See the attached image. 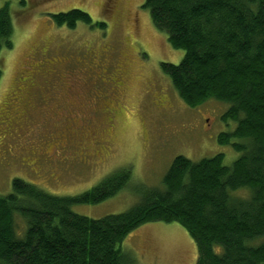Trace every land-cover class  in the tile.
Segmentation results:
<instances>
[{"label":"rangeland","instance_id":"1","mask_svg":"<svg viewBox=\"0 0 264 264\" xmlns=\"http://www.w3.org/2000/svg\"><path fill=\"white\" fill-rule=\"evenodd\" d=\"M144 2L0 0L13 30L12 48L0 51V196L12 191L15 178L55 196H75L130 168L129 186L113 197L71 207L99 219L136 203V186L162 189L178 155L197 162L222 154L226 166L240 156L217 141L235 127L222 120L228 105L209 100L191 108L173 89L161 63L177 65L184 52L153 26ZM72 9L92 23L69 29L50 18ZM51 90L83 96L78 108L64 106L71 123L63 129L56 128L54 103L42 107L41 96ZM26 101L28 118L16 125ZM36 123L47 133L35 137L42 133ZM68 129L75 144L61 147ZM17 225L23 229L20 219ZM120 247L122 264H195L197 258L194 241L177 223L144 224Z\"/></svg>","mask_w":264,"mask_h":264},{"label":"trees","instance_id":"2","mask_svg":"<svg viewBox=\"0 0 264 264\" xmlns=\"http://www.w3.org/2000/svg\"><path fill=\"white\" fill-rule=\"evenodd\" d=\"M6 7L0 51L12 48ZM143 7L171 47L184 52L177 65L161 63L173 89L191 108L226 103L222 120L235 127L217 141L240 156L226 166L222 154L197 162L178 155L162 189L136 186V203L99 219L71 207L113 197L129 186L130 168L75 196L15 178L12 191L0 196V264H122V241L152 222L183 227L196 245L195 264H264V0H145ZM50 18L69 29L92 23L78 9Z\"/></svg>","mask_w":264,"mask_h":264},{"label":"flooded vegetation","instance_id":"3","mask_svg":"<svg viewBox=\"0 0 264 264\" xmlns=\"http://www.w3.org/2000/svg\"><path fill=\"white\" fill-rule=\"evenodd\" d=\"M83 98V96H76V95H72L69 97L67 96V94H64V92H57L55 90H51L50 93L48 95H42L41 96V101H43V104H42V107L43 108H47L49 103L52 104V102L54 103V110H56L57 114H55V124H56V128L57 129H60L66 125V124H70V118H65L64 116V106H68V108L70 109H75V108H78L79 105H80V99ZM28 106V109L25 111V113L23 112L21 114V116H19L17 119H16V125L17 124H23L24 123V117L28 118V110L30 108V105H28V102L26 101L24 103V108L26 109ZM53 108L51 107L50 110H52ZM86 109V108H85ZM54 112V111H53ZM52 112V113H53ZM51 114V112L49 113ZM36 126L35 130H40L42 133H36V136L35 137H38V136H42L43 134L47 133L45 132L44 130V124H39V123H36L34 124ZM63 133V132H62ZM72 134L73 132H70V130L68 129V136H67V139L65 138V141L63 142L64 144L59 145L61 147H64L66 146L67 144L69 145V147H71L72 144H75L73 138H72ZM45 136V135H44Z\"/></svg>","mask_w":264,"mask_h":264}]
</instances>
